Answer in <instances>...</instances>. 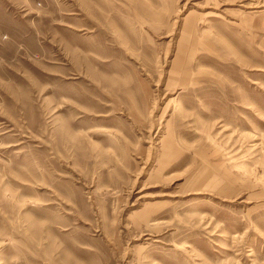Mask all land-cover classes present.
Instances as JSON below:
<instances>
[{"label":"rangeland","instance_id":"374dc122","mask_svg":"<svg viewBox=\"0 0 264 264\" xmlns=\"http://www.w3.org/2000/svg\"><path fill=\"white\" fill-rule=\"evenodd\" d=\"M0 264H264V0H0Z\"/></svg>","mask_w":264,"mask_h":264}]
</instances>
